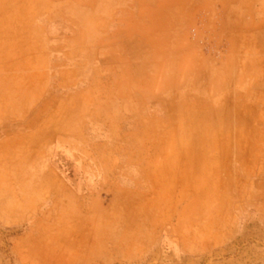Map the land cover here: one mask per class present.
Here are the masks:
<instances>
[{
    "label": "rangeland",
    "instance_id": "obj_1",
    "mask_svg": "<svg viewBox=\"0 0 264 264\" xmlns=\"http://www.w3.org/2000/svg\"><path fill=\"white\" fill-rule=\"evenodd\" d=\"M39 1L0 0L2 34L19 37L26 32L24 20L29 12L25 6L28 2ZM243 1L236 10H232L228 2L220 9L213 6L192 10L186 23L169 29L170 33L182 36L173 42L175 47L192 49L196 57L186 59L167 53L155 54L157 42L139 40L137 45L145 54L129 58L140 70L137 79L146 98L149 101L154 98L151 94L154 89L144 80L153 82L155 91L161 94L162 105H156V108L160 107L158 113L163 117L167 115L169 84L173 83V92L183 93L192 102L190 118L185 124H179L187 135L173 138V144L186 154L189 164L196 161L193 157L200 154L202 144L230 146L232 142L230 131L226 136L223 133L200 135L201 104L207 119H212L213 111L215 115L222 99L229 98L224 92L228 94L232 90V79L239 76L243 83L248 78L247 71L239 74L233 71L225 74L224 79L229 78V83L224 84L220 81L223 74L217 65L243 66L251 60L258 67L257 97L262 94L264 38L250 37L255 25L253 21L252 26L250 20L252 11L248 3ZM10 6H16L12 14L17 17V22H11L9 29L6 17L11 13ZM148 24L143 32L155 31ZM48 28L51 31V25ZM263 28V25L257 27L258 33ZM24 43L2 40L0 47L5 53L3 47L8 44L18 48ZM161 47L169 49L166 44ZM229 49L241 53L251 49L257 56L217 55ZM80 50L82 54L76 59L81 64L96 65L93 68L96 77L93 94L81 97L75 103L74 114L81 116V120L74 123L69 119L72 113L66 110L64 116L52 113L49 124L53 121L57 124L58 116L66 118L58 122V127L66 132L77 127L81 136H65L53 141L52 134L43 139L20 135L10 139L18 145L15 149L0 154V264H33L34 260L57 262V259L64 261L59 260L60 264H264V192L259 190L254 195L252 207L241 209V214L231 218L207 214L199 201L196 214L179 223L193 200H174L168 192L170 188L175 191V185H168L157 176L156 188H152L137 173L138 162L150 165L158 157V149L153 144H159L163 136L155 138L148 134L151 120L141 121L134 115L121 119L136 102V89L122 90L119 81H128L136 77V73L132 68L126 69L129 72L125 68L122 71L115 57L107 59L112 70L105 72V55L89 56L87 42L81 44ZM182 60L195 66L202 65L204 70L177 72L175 66ZM65 61L70 65L72 58ZM157 65L162 69H157ZM169 65L174 66L172 72ZM85 80L60 91H55L57 87L52 81L49 91L56 96L49 105L42 104V109L50 113L60 98L85 90ZM40 115L42 119L44 113ZM33 117L24 121L8 120L0 125V139L33 131L37 124ZM163 121L161 125L167 127V121ZM137 131L145 135L138 137ZM256 139L258 144L264 143V136ZM27 147L30 148L28 151L21 149ZM73 150H76L75 154ZM47 164L54 167L50 170V183H44L42 179ZM62 185L71 193L58 192V188L63 190ZM183 205L186 207L181 212ZM222 225H225V231H220Z\"/></svg>",
    "mask_w": 264,
    "mask_h": 264
},
{
    "label": "crops",
    "instance_id": "obj_2",
    "mask_svg": "<svg viewBox=\"0 0 264 264\" xmlns=\"http://www.w3.org/2000/svg\"><path fill=\"white\" fill-rule=\"evenodd\" d=\"M247 1L252 26L254 21V32L251 36L264 38V28L258 33L257 27L264 26V0ZM228 6L232 10L240 9L243 0H40L35 4L26 2L25 6L29 12L25 18L26 32L19 37L13 34H2L1 22L2 11L0 2V42L4 41H25L17 48L8 44L3 47L5 54L0 47V125L8 120L24 121L29 117L37 122L33 131L26 134H13L0 139V154L6 150L15 149L18 145L11 141L20 135L39 136L41 139L52 134L53 141L61 137L71 136L79 138L81 136L79 128L74 127L70 132H66L58 122L66 118L58 116L57 124H49L52 113L64 116L66 110L72 113L69 117L71 121L78 122L81 116L75 115V103L81 97L93 94V85L96 77L93 75V68L96 65L81 64L77 56H81V44L87 42V54L97 56L98 53L104 56L106 63L105 72L112 69L107 65L109 57L118 58L122 71L125 68H132L136 77L120 82L121 89H136V96L133 106L128 109V113H123L121 119L134 115L141 121L151 120L152 127L148 133L151 137L163 136L159 144H153L158 149V157L150 165H137V173L143 181L149 182L152 188H156V178L159 176L168 182V185H175V191L169 190V197L178 201L193 200L187 207L183 205L180 210L185 212L184 218L193 217L196 214V205L200 201L202 210L208 211L211 216L231 218L233 215L241 214V209L252 207L254 195L260 190L264 192V143L257 142V136H264V66L260 79L263 85L258 98L256 89L258 67L249 60L243 66L217 65L218 71L223 74L220 80L224 84L229 83L225 74L233 71L239 74L240 71L248 72V78L243 83L239 76L232 79V90L228 92V99H222L213 111L212 119H207L206 110L201 104L200 135L218 136L227 135L230 131L232 142L228 145H206L202 144L200 154L194 156V163H187L189 160L186 154L179 151L173 144L174 137L187 135L184 129L179 128L180 122L185 124L190 118L192 102L188 96H183L181 92H173V83L169 84L167 97V115L159 114L156 105H162L161 94L155 91L156 87L150 80L148 87H152L151 92L154 98L150 101L141 92V86L137 77L140 74L136 64L129 58L144 55V51L139 49L137 42L150 40L157 42L155 54L167 53L168 56L181 58L196 57L192 49L177 48L174 41L182 36L170 33V28L186 23L187 17L196 9H208L217 6L218 9ZM8 26L11 22H17V17L12 14L16 6L8 7ZM184 13V17H182ZM183 20L185 22H183ZM153 26L155 31L148 30L144 33L146 24ZM51 25V31L48 26ZM181 35V34H179ZM30 43H26V42ZM168 45L169 49H161L162 45ZM172 44V45H171ZM171 46V47H170ZM17 48V49H16ZM57 51V54H53ZM104 52V54H103ZM20 53L19 57L18 54ZM109 53V54H108ZM109 55V56H108ZM218 56H257L251 49L248 53H241L240 50H222ZM264 57V52L261 54ZM72 58V63L65 61ZM187 60L176 64L177 72H199L204 70L202 65H193ZM118 66V65H117ZM170 66V71L174 69ZM147 67V66H146ZM146 69V68H145ZM161 70L162 66L157 65ZM200 69V70H199ZM82 71L84 74H82ZM154 71V70H152ZM126 72H129L126 70ZM127 74V73H126ZM124 77L125 74L121 73ZM121 77V76H120ZM152 77V76H150ZM86 79V80H85ZM151 79V78H150ZM80 80L87 81L83 91L68 94L55 102L50 113L42 109V104L52 103L56 94L49 91L50 83L54 82L57 87L55 91L74 87ZM178 84L176 83V86ZM242 85L244 89H242ZM180 86V85H179ZM181 87V86H180ZM178 87V88H180ZM177 88V87H176ZM123 92V91H121ZM186 94V93H185ZM241 96H243L241 100ZM201 98L200 100H202ZM52 100V101H51ZM162 100V101H161ZM161 101V102H160ZM165 103V102H164ZM229 107H225V105ZM166 105V104H165ZM224 105V106H222ZM46 107V106H45ZM154 109V111L152 110ZM156 109V110H155ZM42 110V111H41ZM151 112H150V111ZM40 113H44L41 119ZM167 118V119H166ZM40 120H42L40 122ZM167 121V127L161 125V121ZM163 121V122H164ZM40 122V123H39ZM57 128H54V127ZM161 128H159V127ZM226 126V129L223 128ZM166 127V129H165ZM59 128V129H58ZM144 130V129H143ZM69 133V134H68ZM145 135L142 131H137V136ZM167 137V140H164ZM243 138V139H242ZM6 139H9L6 141ZM11 139V140H10ZM25 151L30 148H21ZM80 151V149H78ZM16 151V150H15ZM30 151V150H29ZM73 154L76 150L72 151ZM54 169L50 164L44 168L43 182L50 183V170ZM147 169V172H146ZM150 169V170H149ZM157 170V174H156ZM48 172H50L48 174ZM48 174V175H47ZM53 178V177H52ZM161 179V180H162ZM57 185H61L58 182ZM259 185V186H258ZM63 186V185H62ZM58 188V192H71L65 187ZM72 192H74L72 190ZM243 201V203H241ZM242 204V207H241ZM169 214L170 212V206ZM222 227V228H221ZM220 231H225L222 225Z\"/></svg>",
    "mask_w": 264,
    "mask_h": 264
},
{
    "label": "bare ground",
    "instance_id": "obj_3",
    "mask_svg": "<svg viewBox=\"0 0 264 264\" xmlns=\"http://www.w3.org/2000/svg\"><path fill=\"white\" fill-rule=\"evenodd\" d=\"M57 260H56L57 262H52V260H34L33 264H60V261L62 259H57ZM61 262H64V261H61Z\"/></svg>",
    "mask_w": 264,
    "mask_h": 264
}]
</instances>
